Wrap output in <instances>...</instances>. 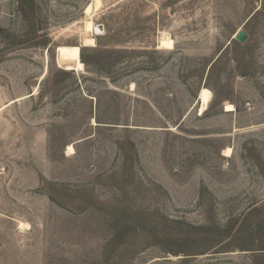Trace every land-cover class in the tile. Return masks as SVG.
Segmentation results:
<instances>
[{
  "label": "rangeland",
  "instance_id": "rangeland-1",
  "mask_svg": "<svg viewBox=\"0 0 264 264\" xmlns=\"http://www.w3.org/2000/svg\"><path fill=\"white\" fill-rule=\"evenodd\" d=\"M94 2L0 0V264H264V0Z\"/></svg>",
  "mask_w": 264,
  "mask_h": 264
},
{
  "label": "bare ground",
  "instance_id": "bare-ground-1",
  "mask_svg": "<svg viewBox=\"0 0 264 264\" xmlns=\"http://www.w3.org/2000/svg\"><path fill=\"white\" fill-rule=\"evenodd\" d=\"M101 0H95V2L91 5H88L86 9V13L90 16L93 15L95 9H98L100 7ZM85 28L86 31L94 33H100L102 32V29L99 24H95L92 19L87 20L85 23ZM84 45L86 46H92L96 44V40L94 36H86L83 42ZM175 47L174 40L171 37L164 36L160 39L159 41V48L162 49H173ZM78 47H69V48H61V55L59 56V60L62 61L63 59H78L79 57V52H78ZM81 69L82 64L79 63L77 66H67V69ZM23 98V97H22ZM212 99V92L206 88L203 87L200 92V102H201V110L204 111L209 107V104ZM227 110H233L234 106L232 104L227 105ZM69 150L73 151L74 147L73 145H69ZM232 151L231 147H228L226 149V152L230 154Z\"/></svg>",
  "mask_w": 264,
  "mask_h": 264
},
{
  "label": "water",
  "instance_id": "water-1",
  "mask_svg": "<svg viewBox=\"0 0 264 264\" xmlns=\"http://www.w3.org/2000/svg\"><path fill=\"white\" fill-rule=\"evenodd\" d=\"M99 26L103 27L102 24H100ZM247 36L248 34L244 30H238V32L235 34V38L240 42H244Z\"/></svg>",
  "mask_w": 264,
  "mask_h": 264
},
{
  "label": "trees",
  "instance_id": "trees-1",
  "mask_svg": "<svg viewBox=\"0 0 264 264\" xmlns=\"http://www.w3.org/2000/svg\"><path fill=\"white\" fill-rule=\"evenodd\" d=\"M83 54V52H81V55Z\"/></svg>",
  "mask_w": 264,
  "mask_h": 264
}]
</instances>
